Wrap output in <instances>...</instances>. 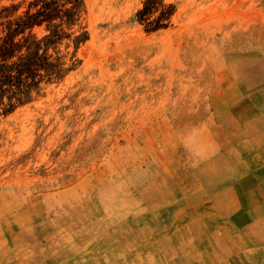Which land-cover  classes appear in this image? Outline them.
I'll return each instance as SVG.
<instances>
[{
  "label": "rangeland",
  "instance_id": "374dc122",
  "mask_svg": "<svg viewBox=\"0 0 264 264\" xmlns=\"http://www.w3.org/2000/svg\"><path fill=\"white\" fill-rule=\"evenodd\" d=\"M243 125L264 0H0V264L226 261L195 190L261 169L236 185L264 193Z\"/></svg>",
  "mask_w": 264,
  "mask_h": 264
},
{
  "label": "crops",
  "instance_id": "0c3cea01",
  "mask_svg": "<svg viewBox=\"0 0 264 264\" xmlns=\"http://www.w3.org/2000/svg\"><path fill=\"white\" fill-rule=\"evenodd\" d=\"M236 136L237 139L240 136L249 138L251 142L261 138V142H263L264 126L262 130L261 125L257 127L243 125L240 133L237 132ZM261 142L258 147L261 149V154L262 150L264 154V146H261ZM220 170L209 169L207 171L216 172L219 175L221 174ZM203 171L206 169H202L200 172L203 173ZM260 173L261 169H228L224 179L219 177L225 183L215 182L211 185H200L199 190H195L199 196L198 201L201 206L205 207L202 217L210 220L211 228L207 233L213 234L211 237H214L216 246L221 243L223 250L218 254L226 261H219L218 254L215 261H208L209 250L207 243L204 242L206 249L203 250L196 245L194 250H189L186 254L191 256L196 263L184 261L183 264H238L234 262V258H239L241 264H264V193L261 190V183L252 181V185L240 188L236 185V183L249 178L257 179ZM261 179L263 182L264 175H261ZM221 217L226 219L223 221ZM202 252H206L203 262L200 258ZM211 259H213L212 254ZM59 263L57 258L51 257V261L41 264ZM60 264H68V261Z\"/></svg>",
  "mask_w": 264,
  "mask_h": 264
}]
</instances>
